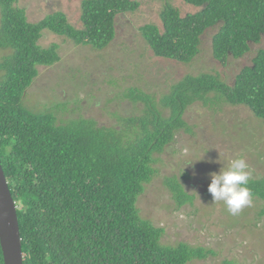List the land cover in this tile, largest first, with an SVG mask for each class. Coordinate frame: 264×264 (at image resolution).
<instances>
[{"label":"trees","instance_id":"16d2710c","mask_svg":"<svg viewBox=\"0 0 264 264\" xmlns=\"http://www.w3.org/2000/svg\"><path fill=\"white\" fill-rule=\"evenodd\" d=\"M18 1L0 0V49L12 50L0 63V156L17 206L24 264H190L214 255L208 247L164 244L165 228L144 218L138 202L146 185L162 176L158 164L165 147L180 130L192 133L184 119L192 104L242 105L264 120V49L230 84L202 72L170 84L159 99L138 86L125 88L118 96L144 103L140 117L118 116L111 126L82 116L58 122L55 113L34 112L23 100L38 67L60 60L56 45L39 44L43 32L103 49L116 36L117 16L137 10L140 2L82 0L76 26L62 11L32 22ZM183 1L196 10L182 15L165 3L161 28L140 27L157 57L191 63L211 28L213 56L224 64L264 39V0ZM253 174L252 199L264 205V176ZM162 178L179 206L194 205L176 176ZM263 214L264 207L259 217ZM0 264H5L1 243Z\"/></svg>","mask_w":264,"mask_h":264},{"label":"rangeland","instance_id":"374dc122","mask_svg":"<svg viewBox=\"0 0 264 264\" xmlns=\"http://www.w3.org/2000/svg\"><path fill=\"white\" fill-rule=\"evenodd\" d=\"M137 1V10L117 16L116 36L103 49L77 45L64 36L43 32L39 44L45 48L56 45L60 60L38 67L39 73L24 95V104L34 112L55 113L58 122L82 116L94 119L98 126H111L119 123L118 116L140 117L145 107L141 101L133 103L118 96L125 88L138 86L159 99L169 91L170 84L188 74L202 72L217 74L230 84L242 68L251 65L257 51L264 49L263 39L252 44L245 56L221 63L213 56L216 29L211 28L202 36L200 53L191 63L157 57L140 27L153 23L161 28L160 12L165 3L178 7L182 15L196 9L183 0ZM81 3L82 0H19L18 6L25 8L32 22L62 11L72 24L80 26ZM11 53V49H0V63ZM3 73L0 69V77ZM214 107L195 103L187 108L184 119L192 133L180 130L177 139L165 147L158 164L162 176H176L181 181L186 193L194 196V205L179 206L159 176L146 185L138 206L144 218L165 228L164 244L176 246L185 242L216 252L190 264H222L225 259H236L240 264H264V214L259 217L263 203L253 201L232 215L220 202L214 204L208 191L209 174L222 167L214 162L220 154L223 164L228 158L243 156L253 175L264 176V120L246 106ZM163 110L168 115L169 110ZM186 172L189 178L183 177Z\"/></svg>","mask_w":264,"mask_h":264},{"label":"clouds","instance_id":"9594fccd","mask_svg":"<svg viewBox=\"0 0 264 264\" xmlns=\"http://www.w3.org/2000/svg\"><path fill=\"white\" fill-rule=\"evenodd\" d=\"M214 162L222 164V167L218 172L209 174L211 182L208 191L213 203L222 202L230 214L237 215L253 202V194L248 187L252 170L243 156L228 158L223 164L220 154L219 160Z\"/></svg>","mask_w":264,"mask_h":264},{"label":"water","instance_id":"95a60500","mask_svg":"<svg viewBox=\"0 0 264 264\" xmlns=\"http://www.w3.org/2000/svg\"><path fill=\"white\" fill-rule=\"evenodd\" d=\"M0 243L5 264H24L20 224L0 156Z\"/></svg>","mask_w":264,"mask_h":264}]
</instances>
